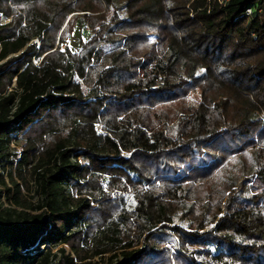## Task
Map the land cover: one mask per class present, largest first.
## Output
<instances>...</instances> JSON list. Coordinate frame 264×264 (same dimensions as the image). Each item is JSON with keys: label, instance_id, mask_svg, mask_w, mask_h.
I'll return each instance as SVG.
<instances>
[{"label": "trees", "instance_id": "1", "mask_svg": "<svg viewBox=\"0 0 264 264\" xmlns=\"http://www.w3.org/2000/svg\"><path fill=\"white\" fill-rule=\"evenodd\" d=\"M223 1L0 0V264H264V0Z\"/></svg>", "mask_w": 264, "mask_h": 264}, {"label": "rangeland", "instance_id": "2", "mask_svg": "<svg viewBox=\"0 0 264 264\" xmlns=\"http://www.w3.org/2000/svg\"><path fill=\"white\" fill-rule=\"evenodd\" d=\"M218 3L220 4V2H218ZM134 8H135V4L134 3H130L123 12H118L117 13L114 10H110L109 11V15L117 14L121 18H126L129 13L134 11ZM9 22H10L9 19L7 20V19H4L3 17L0 16V24L1 25L2 24H7ZM79 35L80 34L75 33L74 36L68 38V44L70 45L71 49L74 50V51L79 49L81 38L83 40H86L89 37V32L82 33L81 37H79ZM64 48H65V44H61L60 49L63 50ZM185 101H186V106H188L189 108H198L200 106L201 102H202V90L200 88H196V89L191 90L187 94V96L185 97ZM261 118H264L263 114H261ZM95 129L99 131L100 130V125L98 124V128H95ZM22 143H23V139L20 138V140L18 141V144L21 146V151H22ZM73 160L76 161L79 165H81L84 162L83 161L84 159L82 157H80V156L77 157V158H73ZM26 172H25V174H26ZM28 173L29 174L25 175L26 185H22V187L24 189V192L21 191V193L24 196V198L30 204L36 205L39 202V197L36 196V194L34 195L32 193V190H31L30 184H29L30 180H32L31 178H33L34 175H32L30 171ZM126 196H127L126 201L128 202V205H130L131 204V195H126ZM9 205L14 206L12 202H10ZM11 209H15V210H18V211L24 210L21 207H16V206H14ZM174 225L180 226V227L184 228L185 230H187L185 221L184 220L182 221L179 213L174 218ZM61 247L65 248L67 254H70V255L72 254V252L70 251V249L67 246H58L56 248H51V253L56 255V259L55 258L53 259V261H52L53 263L52 264H56V262L58 261L59 249ZM43 248L44 247H42V249ZM171 254H173V251H172ZM109 256L110 255H105L103 257V260H101V258H95L93 261L97 262L98 264H126L130 260V258L124 257L122 255V253H119V252H117L112 258H110L108 260Z\"/></svg>", "mask_w": 264, "mask_h": 264}, {"label": "built area", "instance_id": "3", "mask_svg": "<svg viewBox=\"0 0 264 264\" xmlns=\"http://www.w3.org/2000/svg\"><path fill=\"white\" fill-rule=\"evenodd\" d=\"M218 2H220V4H222L224 1L223 0H218ZM244 16L247 17V18H250L252 16V9H249V8L246 9L245 12H244ZM34 41L36 42V44H39V42L37 40H34ZM41 60H42V56H40V57L39 56H35L32 59V64L34 66H39V64L41 63ZM14 86H15V81H13V84H12V87H14ZM8 91H10V88L8 89ZM95 128H98V124L95 125ZM20 138H21V135L14 136V137H12L11 142H10V147L17 152L16 160L19 159L20 154H21V146L18 144V141L20 140ZM74 162H76V161H74ZM29 167L30 166H28L27 169H26V171H27L26 174H29L28 173L29 172ZM14 169H15V165L13 166V168L11 170L13 172V176H14ZM8 171H9L8 167L3 169V167L0 164V175H2L3 178L5 179V183L7 184V186L11 187V185L9 184L8 178H7ZM14 179H15V181L17 183L20 184V190L22 192H24V189L22 187L21 182L18 179H16V178H14ZM31 179L32 180H30V182L28 181L29 184H30V188L32 190V193L34 195L36 194V196H37V193H36V186L37 185H36L35 175ZM9 203H10V200L8 199V194H7V192H6L5 188H4V185H2L0 183V207L2 209L3 208H13L14 206L9 205Z\"/></svg>", "mask_w": 264, "mask_h": 264}]
</instances>
